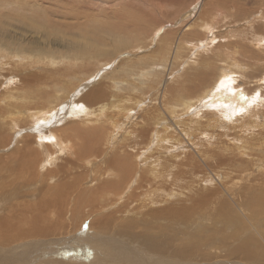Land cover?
Masks as SVG:
<instances>
[{"label":"rangeland","instance_id":"1","mask_svg":"<svg viewBox=\"0 0 264 264\" xmlns=\"http://www.w3.org/2000/svg\"><path fill=\"white\" fill-rule=\"evenodd\" d=\"M221 76L226 96L244 98L241 114L211 106ZM263 116L264 0H0V264H244L242 252L218 255L217 241L262 243L264 210L249 220L217 204L215 178L236 193L264 183ZM76 125L98 129L94 145ZM52 228L63 232L45 236Z\"/></svg>","mask_w":264,"mask_h":264},{"label":"bare ground","instance_id":"2","mask_svg":"<svg viewBox=\"0 0 264 264\" xmlns=\"http://www.w3.org/2000/svg\"><path fill=\"white\" fill-rule=\"evenodd\" d=\"M124 46V45H123ZM255 46V45H254ZM253 46V47H254ZM257 47V49H259V45H257L256 46ZM118 49V48H117ZM116 49V50H117ZM119 50H122L121 48L119 49ZM227 56V55H226ZM208 65H209V63L207 64L206 63V66L208 67ZM205 66V67H206ZM204 67V68H205ZM206 67V68H207ZM234 68V67H233ZM205 70V69H204ZM209 70V69H208ZM224 71V70H223ZM203 72V70H201V73ZM210 72V71H209ZM232 72H233V70H232ZM199 74V73H198ZM207 75H209L208 73H206ZM226 74H227V72L225 73V76H226ZM229 74V73H228ZM232 74V73H231ZM230 74V75H231ZM203 76H205V77H207L206 75H204V74H202ZM198 76H200V75H198ZM201 77V78H204V79H202L203 81L206 79L205 77ZM211 76V75H210ZM209 76V77H210ZM219 76V75H218ZM223 76H224V73H223ZM209 77H208V81L210 80L209 79ZM213 77V76H212ZM197 78H199V77H197ZM196 77H195V79L194 80H196L197 79ZM217 78V77H216ZM229 78H230V76H227V77H225V78H222V76H221V80L219 81V78H218V81H219V83H217V85H216V87H214L213 88V90L209 93L210 95V98H209V102L212 104H209V106L211 105L213 108H214V111L216 110L217 111V113H218V111H223L224 112V114L226 115V116H235L236 114H241L242 112H243V110H244V107L245 106H243V105H246V102L245 101H242L244 98H242V100L241 101H237V98H236V96H235V93L234 94H232V95H228V96H226L225 94H224V89L226 88V90H228V82H229ZM53 79V78H52ZM215 79V78H214ZM207 80V79H206ZM206 80H205V82H206ZM216 80V79H215ZM221 81H224V83H223V85L221 84ZM195 82V81H194ZM198 82H199V80H198ZM198 82H197V84H198ZM231 82V81H230ZM192 83V82H191ZM214 83V82H213ZM235 83V82H234ZM197 84H195V83H193V87L195 86V85H197ZM200 84H203V83H199V85ZM206 85V84H205ZM209 86V85H208ZM208 86H206V88L208 87ZM211 86V85H210ZM227 86V87H226ZM188 88L190 87V86H187ZM198 87V86H197ZM196 87V88H197ZM212 87V86H211ZM230 87V86H229ZM236 87H238V86H236ZM190 88H192V86L190 87ZM199 88V87H198ZM197 88V89H198ZM202 89V88H201ZM203 89H205L204 87H203ZM230 89V88H229ZM189 90H192V89H189ZM206 90V89H205ZM209 90H210V87H209ZM208 90V91H209ZM194 92V91H193ZM193 92H192V94H193ZM199 92V91H198ZM204 92V91H203ZM202 92V93H203ZM230 92V91H229ZM195 93V92H194ZM197 93V92H196ZM204 94V93H203ZM205 94H206V92H205ZM204 94V95H205ZM196 95V94H195ZM203 95V96H204ZM253 95V94H252ZM192 96V95H191ZM207 96H208V94H207ZM186 97H187V95H186ZM206 97V95L204 96V100L206 99L205 98ZM196 98V97H195ZM97 99H99V93H97V92H95L94 94H93V96H92V104H95V102L97 101ZM197 99H199V97L197 98ZM200 99H203V97L202 98H200ZM199 99V100H200ZM193 100V99H192ZM203 100V101H204ZM255 100V99H254ZM207 101L208 100H206L205 101V103H207ZM197 102V101H196ZM200 101H198L196 104H198ZM201 103V102H200ZM204 103V102H203ZM250 103V102H249ZM188 104H189V102H188ZM191 104V103H190ZM189 104V105H190ZM192 105H193V103H192ZM208 105V104H207ZM251 105V104H250ZM183 106H185V104L183 105ZM197 106V105H196ZM198 106H199V104H198ZM67 107H68V102L67 103H64L63 105H62V111H64V110H66V111H64V113L66 114V112H67ZM211 107V108H212ZM27 108V107H26ZM94 109H91V111H92V113L93 112H96L97 111V115H96V118H94V119H100L103 115H104V113L105 114H107L106 112H105V109H104V107H97V108H95V107H93ZM183 108V107H182ZM209 108V107H208ZM211 108L210 109H208L209 111L208 112H211L210 110H211ZM42 109V108H41ZM41 109H40V111H41ZM61 109H59V111H61ZM80 109V108H79ZM78 109V110H79ZM85 109V107L83 108V110ZM87 109H89V108H87ZM190 109V108H189ZM25 110H28V109H25ZM29 110H30V108H29ZM44 110V109H43ZM42 110V111H43ZM71 111L72 110H75V109H70ZM77 110V109H76ZM77 110V111H78ZM83 110H81L82 112H83ZM187 110H188V107H187ZM186 110V111H187ZM22 111V110H21ZM23 111H24V109H23ZM61 111V112H62ZM80 111V110H79ZM88 111V110H87ZM87 111H85V112H87ZM183 111V110H182ZM213 111V110H212ZM25 112V111H24ZM28 112V111H27ZM29 112H32V110L31 111H29ZM29 112H28V114L26 113V116L27 115H29ZM84 112V113H85ZM245 112V111H244ZM33 114L32 115H36V114H42V115H44V117H42V118H40L39 119V121L41 120V119H46L47 117H49L50 116V114H48L49 113V111H47V110H45V111H43V112H39V111H34V112H32ZM74 113V112H73ZM75 113H78V112H75ZM188 113V112H187ZM191 113V112H190ZM215 113V112H214ZM246 113H247V111H246ZM251 113V112H250ZM257 113V112H256ZM95 114V113H94ZM199 114V113H198ZM211 114V113H210ZM210 114H209V116H210ZM212 114H213V112H212ZM219 114V113H218ZM222 114V113H221ZM220 114V115H221ZM245 114V113H244ZM244 114H242V115H244ZM258 114V113H257ZM256 114V115H257ZM263 114V113H262ZM64 115V114H63ZM92 115V114H91ZM118 115V114H117ZM181 115H183L182 113L179 115V116H181ZM188 115V114H187ZM17 116H18V114H17ZM74 116V115H73ZM76 116V115H75ZM115 116V115H114ZM214 116V115H213ZM217 116V115H216ZM216 116H214V117H216ZM222 116H224V115H222ZM252 116H253V114H252ZM254 116H255V114H254ZM13 117V116H12ZM57 117V116H56ZM188 116H186V118H187ZM197 117V116H196ZM195 117V118H196ZM202 117V115L200 116V118ZM221 117V116H220ZM219 117V118H220ZM251 117V116H250ZM249 117V118H250ZM264 117V116H263ZM73 118V117H72ZM88 118H90V117H88ZM106 118V117H105ZM178 118H180V117H178ZM193 118V117H192ZM191 118V119H192ZM203 118V117H202ZM212 117H209L207 120H209V119H211ZM223 119H224V117H222ZM229 118H231V117H229ZM229 118H226V119H229ZM252 118V117H251ZM257 118V117H256ZM259 118V117H258ZM261 118V117H260ZM12 119V118H11ZM10 119V120H11ZM106 119H108L109 120V117L108 118H106ZM112 119H114L113 117H112ZM181 119V118H180ZM179 119V120H180ZM188 119H189V117H188ZM196 119H198V117L196 118ZM225 119V120H226ZM233 119L234 118H232V121H233ZM178 120V119H177ZM183 120H184V118H183ZM215 120H216V118H215ZM219 121H220V119H218ZM224 120V121H225ZM231 120V119H230ZM235 120H237V119H235ZM234 120V122H236ZM256 120V119H255ZM258 120V119H257ZM197 121V120H196ZM199 121V120H198ZM206 121V120H205ZM211 121V120H210ZM210 121H208V122H210ZM217 121V120H216ZM222 121V120H221ZM228 121V120H227ZM226 121V122H227ZM248 121V120H247ZM13 122H14V120H13ZM35 122H36V119H35ZM74 122H75V120H74ZM180 122V121H179ZM183 122V121H182ZM189 122V120H187V122H185V123H188ZM193 122H195V121H193ZM10 123V122H9ZM12 123V122H11ZM219 123V122H218ZM230 123V122H229ZM13 124V123H12ZM180 124V123H179ZM183 124H184V122H183ZM197 124H199V122H197ZM212 124V123H211ZM220 124V123H219ZM219 124H218V126H215L217 129H220L221 128V126L219 127ZM236 124V123H235ZM15 125V124H14ZM164 125V124H163ZM168 125V124H167ZM186 125V124H185ZM184 125V126H185ZM189 125H191V124H189ZM188 125V127H190ZM192 125H194V126H196V122H195V124H192ZM191 125V126H192ZM203 125H204V123H203ZM209 127H210V125H209V123L207 124ZM212 125H214V122H213V124ZM77 127H78V129H79V132L80 133H85L86 135H88L89 137H90V142H91V144L92 145H94L95 144V142H96V139H93L92 138V135L94 134V133H96V132H98V129L97 128H95V129H91V130H87L86 132H82V130L79 128V126L78 125H76ZM180 126H181V124H180ZM187 126V125H186ZM201 126V125H200ZM159 127V126H158ZM171 127V126H170ZM178 126H176V128H177ZM196 127H198V126H196ZM206 127V126H205ZM214 127V128H215ZM219 127V128H218ZM231 127V126H230ZM14 128V127H13ZM38 128V127H37ZM40 128V127H39ZM168 128V127H167ZM166 128V129H167ZM200 128V127H199ZM206 128H208V127H206ZM213 128V127H212ZM213 128V129H214ZM32 129V128H31ZM41 129V128H40ZM78 129H77V131H78ZM163 129V128H162ZM165 129V130H166ZM173 129H174V127H173ZM186 129H187V127H186ZM210 129H211V127H210ZM217 129H215V130H217ZM223 128H221V130H222ZM226 129V128H225ZM232 128H230V129H228V130H231ZM33 130V129H32ZM35 130H37L36 128H35ZM42 130V129H41ZM164 130V131H165ZM177 130V129H176ZM180 130V129H179ZM190 130H192V128L190 129ZM201 130H204V129H202L201 128ZM236 130H237V128H236ZM39 131V130H38ZM207 131V130H206ZM220 131V130H219ZM34 132H37V131H34ZM51 132V131H50ZM166 132V131H165ZM172 132H174V131H172ZM171 132V133H172ZM205 132V131H204ZM215 132H217V131H215ZM226 132H227V130H226ZM236 132V131H235ZM234 132V133H235ZM166 133H168V132H166ZM175 133V132H174ZM198 133V132H197ZM201 133V132H200ZM206 133V132H205ZM213 133H214V131H213ZM219 133V134H218ZM217 133V135H221L220 134V132H218ZM221 133H223V132H221ZM233 133V132H232ZM162 134V133H161ZM176 134H177V132H176ZM175 134V135H176ZM202 134V133H201ZM230 134V133H229ZM228 134V135H229ZM178 135V134H177ZM202 135H204V134H202ZM228 135H226V136H228ZM232 135H234V134H232ZM240 135H241V133H240ZM49 136V135H48ZM173 136V135H172ZM222 136H225V134L223 133V135ZM238 138L240 137V136H237ZM264 137V136H263ZM55 138V140L56 141H59L58 143L60 144L62 141H60V139H59V137L58 136H55L54 137ZM204 138H207V137H203V139ZM230 138V137H229ZM229 138H227V139H229ZM234 138V137H233ZM233 138H231V139H233ZM260 138V137H259ZM41 140H42V137L40 138ZM49 139V138H48ZM170 139H171V137H170ZM175 139H176V137H175ZM226 139V140H227ZM230 139V140H231ZM236 139V138H235ZM240 139V138H239ZM251 139H252V137H251ZM262 139V138H261ZM44 140V139H43ZM206 140H209V139H206ZM213 140H214V138H213ZM237 140V139H236ZM241 140V139H240ZM254 141H255V139H253ZM52 141V140H51ZM216 141V140H215ZM252 141V140H251ZM208 142V141H207ZM217 142V141H216ZM37 143V142H36ZM35 143V144H36ZM54 143V142H53ZM53 143H51V145L53 144ZM63 143H65V142H62L61 144H63ZM209 143V142H208ZM232 143V142H231ZM57 144V142L55 143V147L57 146L56 145ZM210 144V143H209ZM258 144V143H257ZM264 144V143H263ZM43 145H46V144H43ZM43 145H41L42 147H41V150L43 149V150H45V149H47V148H49V146L48 147H45V146H43ZM207 145V144H206ZM249 145V144H248ZM254 145H256V143L254 144ZM261 145V144H260ZM53 146V147H54ZM64 146H67V145H64ZM70 146V145H69ZM68 146V147H69ZM72 146V145H71ZM208 146V145H207ZM251 147H252V145H250ZM257 146V145H256ZM255 146V147H256ZM52 147V148H53ZM54 147V148H55ZM58 147H61L62 148V146L61 145H59ZM58 147H56L57 149H58ZM67 147V148H68ZM230 147V146H229ZM228 147V148H229ZM258 147V146H257ZM261 147H263V146H261ZM53 148V149H54ZM66 147H63V150L65 149ZM70 148V147H69ZM234 148V147H233ZM238 148V147H237ZM245 148V147H244ZM253 148H254V146H253ZM39 149H40V147H39ZM71 149H72V147H71ZM94 149H95V147H94ZM185 149V148H184ZM246 149V148H245ZM249 149V148H248ZM247 149V150H248ZM256 149V148H255ZM20 150V149H19ZM66 150V149H65ZM64 150V151H65ZM122 150V149H121ZM262 150V149H261ZM58 151V150H57ZM62 150H59V152H61ZM67 151H68V149H67ZM69 151H70V149H69ZM197 151V150H196ZM237 151V150H236ZM242 151V149H240V152ZM254 151V150H253ZM260 151V150H259ZM263 151H264V149H263ZM263 151H261V152H263ZM19 152V151H18ZM122 152V151H121ZM237 152H239V149H238V151ZM243 152V151H242ZM246 152V151H245ZM251 152H252V150H251ZM42 153H44V155H42ZM40 155H42V161L44 162V163H46V161H44V159H46V157L48 156L47 154H46V151L45 152H42ZM48 153V152H47ZM68 153V152H67ZM124 153H127V152H124ZM197 153V152H196ZM200 153V152H199ZM244 153V152H243ZM55 154H57L58 155V153L56 152ZM248 154H250L249 152H248ZM258 154V153H257ZM186 154H184L183 156H185ZM187 155H189V153H187ZM186 155V157L188 158V156ZM195 155V154H194ZM197 155V154H196ZM199 155V154H198ZM219 155V154H218ZM260 155V154H259ZM50 156V155H49ZM190 156V155H189ZM213 156V155H212ZM246 156V155H245ZM262 156H264L263 154H262ZM192 157V156H191ZM197 157V156H196ZM204 157V159H206L205 158V156H203ZM229 157V156H228ZM252 157H255L254 155L252 156ZM180 158V157H179ZM199 158V157H198ZM201 158V157H200ZM256 159H257V156L255 157ZM259 158V157H258ZM264 158V157H263ZM47 159H48V157H47ZM46 159V160H47ZM181 159H185V157L184 158H182V156H181ZM256 159H255V161H256ZM174 160V159H173ZM186 160V159H185ZM185 160H184V162H185ZM195 160V158H193L192 159V162L193 163H186V164H189V166H190V164H191V166H193L194 165V161ZM207 160V159H206ZM251 160V159H250ZM249 160V161H250ZM264 160V159H263ZM183 161V160H182ZM191 161V160H190ZM259 161H260V159H259ZM259 161H258V163H259ZM173 162V161H172ZM187 162V161H186ZM204 162V161H203ZM210 162V161H209ZM219 162V161H218ZM221 162V161H220ZM248 162V161H247ZM246 162V163H247ZM264 162V161H263ZM42 163V162H41ZM52 163H54V162H52ZM174 163V162H173ZM183 164L182 162L180 163L179 161L177 162L176 161V164ZM197 163V161L195 162V164ZM223 163H225V162H223ZM229 162H227V164H228ZM253 163H256V165L258 164L257 162H253ZM252 163V164H253ZM175 164V165H176ZM217 164V163H216ZM219 164V163H218ZM231 164V163H230ZM53 165V164H52ZM185 165V164H184ZM198 165V164H197ZM202 165H204V163L202 164ZM210 165H212V164H210ZM225 165H226V163H225ZM262 166H264L263 164H261ZM190 166V167H191ZM195 166V165H194ZM207 166H209V164H207ZM254 166V165H253ZM257 166H260V164L259 165H257ZM199 167V166H198ZM206 167V166H205ZM214 167V166H213ZM224 167V166H223ZM167 168V167H166ZM165 168V169H166ZM210 168H212V166H210ZM220 168V170H222L221 169V167H219ZM229 168V167H228ZM252 168V167H251ZM258 168V167H257ZM130 170H131V168H129ZM188 169V168H187ZM190 170H192V168H189ZM198 169V168H197ZM224 169H226V168H224ZM249 169V168H248ZM263 169V168H262ZM261 169V172L264 170H262ZM185 169H183V171H184ZM206 170V169H205ZM227 170V169H226ZM225 170V171H226ZM229 170H231V169H229ZM236 170V169H235ZM238 170H240V168L238 169ZM186 171V170H185ZM233 171V170H232ZM241 171V170H240ZM259 171V170H258ZM123 169H122V174H123ZM195 172H196V170H195ZM200 172H202V171H200ZM214 172V171H213ZM252 172V171H251ZM261 172L259 173V175L258 176H261ZM126 173V172H125ZM161 173V172H160ZM179 173H181L180 172V170H179ZM188 173V172H187ZM191 173V172H190ZM193 173V172H192ZM222 173V172H221ZM229 173V172H228ZM233 173V172H232ZM263 173V172H262ZM133 174V173H132ZM182 174H184V172L182 173ZM195 174V173H194ZM200 174V173H199ZM215 174V173H214ZM231 174V173H230ZM242 174V172L240 173V175ZM246 174V173H245ZM244 174V175H245ZM247 174H248V172H247ZM130 175V174H129ZM175 175H177V174H175ZM201 175V174H200ZM204 175V174H203ZM239 174H238V176H240ZM253 175V174H252ZM263 175H264V173H263ZM127 176H128V174H127ZM233 176V175H232ZM236 176V175H235ZM247 176V175H246ZM246 176H244L245 178H247ZM257 176V175H256ZM130 177H132V176H130ZM196 177V176H195ZM215 177V176H214ZM225 177V176H224ZM242 177V176H241ZM252 177V176H251ZM262 177H264V176H262ZM155 178H157V177H155ZM181 178H182V176H181ZM243 178V177H242ZM259 178V177H258ZM257 178V179H258ZM161 179V178H160ZM189 179V178H188ZM208 179V178H207ZM210 179H212V178H210ZM216 180H217V184H218V188L216 189V191L218 192V193H214L215 195H214V198H215V196H216V194L218 195L219 194V192L221 191V192H225V193H220V195H219V197L218 198H216V199H214V201L216 200L217 201V204H219V201H220V203L221 204H223V205H225V204H227V205H229V207L228 208H231L230 206L233 204H235V207L236 208H238V211L237 210H235L234 212H238L239 214H241L244 218H246V219H249V220H252V219H254V218H256V216L260 213V212H262L263 210H264V183H257L258 185H255V186H259V188H254V187H249L248 186V188H245V190L242 188V190H241V192H240V188H239V192H233V189L230 187L231 185H232V183H231V185L229 184L228 185V183H227V180L226 179H223V181L224 182H222L221 183V181H218L219 180V178H215ZM232 179V178H231ZM234 179V178H233ZM232 179V180H233ZM251 179V178H250ZM253 179V178H252ZM256 179V178H255ZM126 180V179H125ZM129 180H130V178H129ZM163 180H164V177H163ZM226 180V181H225ZM237 179H235V181H236ZM244 180V179H243ZM264 180V179H263ZM262 180V181H263ZM166 181V180H165ZM164 181V182H165ZM185 181V180H184ZM213 181V180H212ZM246 181H247V179H246ZM262 181H260V182H262ZM129 182V181H128ZM127 182V183H128ZM186 182H187V180H186ZM211 182V181H210ZM226 182V183H225ZM234 182V181H233ZM239 182V181H238ZM243 182V181H242ZM248 182H249V180H248ZM258 182V181H257ZM123 183V182H122ZM208 183V182H207ZM207 183H206V185H207ZM117 184H119V183H117L116 182V185ZM187 184V183H186ZM201 184V183H200ZM216 184V185H217ZM251 183H249V185H250ZM254 184V183H253ZM246 185V184H245ZM252 185V184H251ZM250 185V186H251ZM112 186H114L115 187V185H113L112 184ZM111 186V187H112ZM243 186V185H242ZM247 186V185H246ZM212 187V186H211ZM239 187V186H238ZM244 187V186H243ZM213 188H214V186H213ZM235 188V187H234ZM125 189V188H124ZM195 189V188H194ZM200 189V188H199ZM198 189V190H199ZM209 189V188H208ZM221 189V190H220ZM117 190H118V188H117ZM116 190V191H117ZM121 190V189H120ZM197 190V189H196ZM197 190V191H198ZM123 191V190H122ZM200 191V190H199ZM211 191H213V192H215L214 190H211ZM211 191H209V192H211ZM118 192V194L117 195H121V192L120 191H117ZM193 192V191H192ZM208 192V193H209ZM191 193V192H190ZM200 193H202V192H200ZM212 193V192H211ZM210 194V193H209ZM202 194H200V196H201ZM196 196H197V194H196ZM206 196V195H205ZM204 196V194H203V196L202 197H205ZM225 196L227 197V199H224L225 198ZM182 197H186L185 195L184 196H182ZM199 197V196H198ZM202 197H199V198H201V199H203ZM207 197V196H206ZM213 197V196H212ZM222 197H224V198H222ZM195 198V197H194ZM230 198H231V204H230ZM165 199V198H164ZM163 199V200H164ZM167 200H168V198H166ZM173 199H174V197H173ZM176 199V198H175ZM162 200V201H163ZM187 200V199H186ZM209 200H211V198L209 199ZM174 201V200H173ZM177 201V200H176ZM175 202V201H174ZM187 202V201H186ZM199 202H200V200H199ZM168 203V202H167ZM183 203V202H182ZM194 203V202H193ZM192 204V203H191ZM199 204V203H198ZM203 205H206V203L205 204H203ZM166 206H169V205H167L166 204ZM175 206V205H174ZM177 206V205H176ZM175 206V207H176ZM144 207V206H143ZM178 208H182V205H181V207H179V206H177ZM176 207V208H177ZM204 207V206H203ZM127 208V207H126ZM147 208V207H146ZM164 208V207H163ZM184 208V207H183ZM189 208H193V207H189ZM234 207H232L231 209H233ZM166 209V208H165ZM185 209V208H184ZM188 209V208H187ZM205 209V208H204ZM209 209H211V208H209ZM217 209V208H216ZM186 210V209H185ZM228 210H230V209H228ZM227 210V211H228ZM151 211V210H150ZM184 211V210H183ZM221 211V210H220ZM185 212V211H184ZM50 213V212H49ZM148 213H149V211H148ZM236 215V217L238 216H241V215ZM121 215V214H120ZM161 215V214H160ZM233 215V214H232ZM235 215V214H234ZM241 216V217H242ZM240 217V218H241ZM43 219H45L44 217H42ZM227 218L229 219H227L228 220V223L229 224H233L232 222H231V220H230V216H227ZM234 218V217H233ZM60 219H62V218H59V220ZM215 219L217 220V221H224V222H227L226 221V219H223L222 218V216H221V214L218 212L217 213V216L215 217ZM245 219V220H246ZM263 219V218H262ZM39 220V218H37V221ZM249 220H247V221H249ZM257 220H259V219H257ZM48 221V220H47ZM216 221V222H217ZM233 221V220H232ZM235 221V220H234ZM241 222L242 223H244V221L243 220H241V219H238V221H235V223H239V224H241ZM50 223V222H49ZM48 223V224H49ZM84 223H85V221H84ZM253 223V222H252ZM59 224H61V223H59ZM66 224V223H65ZM64 224V225H65ZM94 224V223H93ZM50 225H51V223H50ZM57 225H58V223H57ZM64 225H63V227H64ZM83 225V224H82ZM89 225H91V223H89ZM258 225V224H257ZM56 226V225H55ZM75 226V225H74ZM96 226V225H95ZM225 227H228L227 226V224L226 225H224ZM223 226V227H224ZM49 227H52V225L51 226H49ZM66 227V226H65ZM64 227V228H65ZM94 227V226H93ZM225 227L223 228V229H225ZM251 227H252V225H251ZM43 228H45V227H43ZM56 228V227H55ZM55 228H52L50 231L48 230V229H46V232H47V230L49 231V232H47L46 234H45V236H48V235H51V234H55V233H58L59 231H58V228H57V230L55 229ZM63 228V229H64ZM79 228V227H78ZM78 228H75V227H73V230H68V232H72V231H76ZM81 228V227H80ZM89 228V227H88ZM90 228H92V226H90ZM62 229V230H63ZM104 229V228H103ZM158 229V228H157ZM40 230V229H39ZM78 230H80V229H78ZM94 230V229H93ZM218 230H220V229H218ZM254 230V229H253ZM41 231V230H40ZM66 231V230H65ZM251 231V230H250ZM63 232V231H62ZM62 232H59L58 234H61ZM82 233V232H81ZM160 233V232H159ZM39 233L38 232H36V231H31V232H24V233H22V238H26V237H33V235H38ZM65 234V233H64ZM87 234V233H86ZM261 234V233H260ZM40 235H41V233H40ZM39 235V236H40ZM43 236V235H42ZM44 236V237H45ZM63 236V235H62ZM75 235H72V236H70V235H64V237L61 239V240H64V239H67V240H74L75 239V237H74ZM80 236V235H79ZM234 236V235H233ZM52 237H55V236H52ZM52 237H50L49 239H40L39 241H38V243H44L45 242V240H50ZM57 237V236H56ZM74 237V238H73ZM89 237V236H88ZM106 237V236H105ZM47 238V237H46ZM59 238H61V237H59ZM170 238V237H169ZM228 238L229 239H227V241L228 240H230V239H232L233 237H230V236H228ZM56 239V238H55ZM86 239V238H85ZM242 239V238H241ZM56 240H58V239H56ZM259 240H260V238H259ZM92 241V240H91ZM3 242V241H2ZM37 242V241H36ZM62 242H65L66 243V241H62ZM71 242V241H70ZM96 242V241H95ZM218 243H219V246H217V248H218V250L216 251V252H218L219 254L218 255H222L221 253L222 252H225V253H227L228 252V255H226V256H224L226 259H228V260H230V261H233V258H231V256L230 255H235L234 256V258H236L237 260L239 259L240 260V253L239 252H242L243 253V258L245 259L244 261H243V263L244 264H249V263H253V264H255V262H258L259 264H264V239H262V243L260 242V241H258V240H256L255 242H250V243H245V242H239V243H237L236 245H232L231 244V242H229V243H224V240H220V239H218V241H217ZM233 242H234V240H233ZM54 243V242H53ZM86 243H87V241H86ZM151 243V242H150ZM180 243V242H179ZM57 244V243H56ZM95 244V243H94ZM54 245V244H53ZM65 245V244H64ZM75 245V244H74ZM57 246H58V244H57ZM129 246V245H128ZM153 246V245H152ZM252 246L254 247V249L252 250L251 248H252ZM63 247V246H62ZM94 247V246H93ZM154 247H156V246H154ZM157 247H159V246H157ZM88 248H90V247H88ZM222 248V249H221ZM12 249V248H11ZM58 249V248H57ZM56 249V250H57ZM153 249H155V248H153ZM159 249V248H158ZM14 250V249H13ZM152 250V249H151ZM212 250V249H211ZM37 252V251H36ZM140 253V252H139ZM143 253V252H142ZM145 253V252H144ZM158 253V252H157ZM234 253V254H233ZM136 256H139V259L141 258L140 257V255L138 254V253H134ZM147 254V253H146ZM189 254V253H188ZM238 255V256H237ZM142 256V255H141ZM207 256V255H206ZM120 257V256H119ZM152 257V256H151ZM151 257H149V259H150V261H151ZM153 259V258H152ZM232 259V260H231ZM143 260H145V259H143ZM156 260V259H155ZM149 261V262H150ZM153 261V260H152ZM157 261V260H156ZM145 262V261H144ZM148 261H146L144 264H150ZM155 262V261H154ZM239 263H241L242 264V260H240V261H238ZM232 262H225L224 264H231ZM5 264V263H4ZM137 264V263H136ZM139 264H143V262L141 261V259H140V263ZM152 264V263H151Z\"/></svg>","mask_w":264,"mask_h":264},{"label":"snow or ice","instance_id":"3","mask_svg":"<svg viewBox=\"0 0 264 264\" xmlns=\"http://www.w3.org/2000/svg\"><path fill=\"white\" fill-rule=\"evenodd\" d=\"M230 79V78H229ZM224 81H221V84L223 85Z\"/></svg>","mask_w":264,"mask_h":264}]
</instances>
